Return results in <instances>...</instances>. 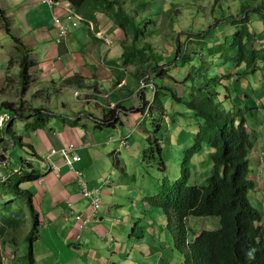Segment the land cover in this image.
<instances>
[{
	"label": "crops",
	"instance_id": "obj_1",
	"mask_svg": "<svg viewBox=\"0 0 264 264\" xmlns=\"http://www.w3.org/2000/svg\"><path fill=\"white\" fill-rule=\"evenodd\" d=\"M120 1L123 2L125 11L134 14L138 24L143 25L145 34L143 39L149 40L152 54L159 60L156 45H153L152 41L159 37L161 24L170 25L174 17H187L192 23L205 25L212 21L213 25L209 26L220 23L222 26L214 28L211 32L217 37L214 39L205 37L210 46L218 40L219 35L222 34V39H226L233 34L235 28L232 22L240 19L242 8L248 5L249 0ZM248 6L250 7L247 11H254L261 6L264 8V0ZM73 8L82 21L76 28L71 26L65 40L58 44V30L53 24V10L46 1L0 0V9L7 12L11 21L12 34L23 41L35 63L29 71L32 83L29 90L24 93L21 76L22 55L17 50L12 36L8 35L0 17V104L3 101L28 102L27 96L33 88H40L52 95L57 94L56 91L59 90L60 95L74 91L77 100L86 102L83 107H78L71 117L66 115L60 117L44 106L48 109L44 110L48 118L44 119L41 127L37 129L28 127V124L34 122L33 116L36 113L33 110L37 107H30V111V108L24 106L25 114L32 116L21 117L27 118V135L23 136L22 140L31 149L28 160L42 175L38 180L21 185L32 194L31 204L24 199L31 214V229L34 225L32 206L39 214V237L33 244L35 264H165L166 262L173 264L172 246L168 243L170 238L163 239L165 223L167 219L168 223H171V217L157 207L151 206L147 199L144 200L143 206H138L133 201L130 209L128 200L132 196L127 191L128 186L123 184L117 174L127 173L121 153L124 147L127 153L131 151L129 138H132L124 132L114 137L117 125H126L133 133L136 127H140L137 126L138 123L143 124L150 120L144 113L140 118H138L140 112L130 113L140 106L137 105L138 103H141V94H138L140 86L137 87L136 79H133L139 67L131 61L127 63V58L123 56L125 37L113 20L101 12L92 13L90 19L80 13L74 4ZM90 9L89 7L85 13ZM57 13L61 14L60 11ZM250 23L262 41H257L258 44H263L264 25L258 13L251 12ZM189 30H194V33H188L184 39L192 40L193 38L189 36L201 35L198 32L199 27ZM153 35L157 36L153 37ZM199 42L201 43L202 40ZM192 44H195V39L192 40ZM178 45L176 42V46L170 48L168 53L176 52ZM189 46L190 44L183 45L182 48L188 49ZM252 76L257 79L256 75ZM263 80H257L263 84L259 88H252L251 91L257 92L258 95L262 93ZM128 84L130 87L126 88ZM131 91L134 93L128 97L127 93ZM145 98L150 100L146 96ZM241 98L245 102L244 104L242 102L243 105L251 103L245 95L241 94ZM127 102L130 106H127ZM117 104L123 107L115 110L112 122L110 124L100 122L99 119L109 115L106 111L108 107L114 108ZM63 106L67 104L63 103ZM6 115H10L11 118L6 120ZM126 116L132 120L129 124L124 120ZM51 117L54 118V123L48 128L46 124ZM247 117L249 130L253 134L255 132L253 128L255 130L260 128L264 132V119H257V122H254L253 114ZM15 119L12 111L0 107V121L3 120L0 122V128L6 134L5 137H0L2 150L0 167L9 164L6 154L8 147L2 146L8 138L11 123L13 124L11 132L18 134L14 125ZM71 120L77 123H71ZM111 141L113 143H110ZM12 144L15 146L16 142L13 141ZM140 147L139 143L138 148ZM52 151H56V154L50 155ZM63 151L69 157L79 155L81 160L70 166L64 161ZM142 158H145V154ZM20 170H23L20 177L30 171H26L25 167ZM48 170L50 171L47 172ZM3 175L14 177L16 174L14 171L12 176ZM113 175L116 177L113 178ZM79 179H82L87 187L102 189L99 220L90 222L86 226H83L77 218L89 209V200L82 194L83 188L79 185ZM147 214L149 218L146 217ZM20 218L22 225L26 224V217L24 218L21 213ZM144 220L149 221V225H141ZM140 226L144 228L143 238L135 236ZM148 236L150 241H147ZM111 254L112 257L108 258ZM177 264H181L180 261Z\"/></svg>",
	"mask_w": 264,
	"mask_h": 264
},
{
	"label": "trees",
	"instance_id": "obj_2",
	"mask_svg": "<svg viewBox=\"0 0 264 264\" xmlns=\"http://www.w3.org/2000/svg\"><path fill=\"white\" fill-rule=\"evenodd\" d=\"M69 1L87 18L92 19V13L101 12L118 25L125 37L123 56L127 58V63L131 61L139 67V70L133 75L137 87L152 78L151 73L156 72L154 77L163 81L171 78L169 73L172 68L178 66L184 68V66L190 65L188 75L183 80L185 83H190L189 94L179 97L170 88L162 85L154 90L150 101L145 98L147 88L140 87L138 94H141L143 107L134 108V110L137 109V111L145 113L147 106L150 108L151 103H154L158 107L159 113L163 115L165 105L161 96L166 95L178 102H183L188 109L193 110L199 117L196 122L198 125L193 146L184 155L181 177L171 181L167 176H164L158 193L147 199L151 206L157 207L171 217L170 222L173 225L169 223V229L173 233L176 250L172 251L181 256L179 258L180 263L264 264V207L255 206L253 199H251V193L257 191L260 183L264 184V177L259 178L252 173V166L257 156L254 153L258 142L252 131L249 130L247 117V115L251 117L252 114L254 116L255 110L260 107V97L257 92L252 90L244 94L251 100L250 104L243 105L245 102L241 98L242 93L239 95L236 93L238 97L233 102L229 87L232 81L235 91L239 92L238 85L240 87V84L235 83L236 81L244 77L247 78L249 75H256L257 78L259 73L264 74V43L258 44V34L253 30L250 23V14L255 12L259 14L260 21L264 25V8L261 6L254 11H247L250 6L245 5L242 8L240 19L232 22L235 28L233 34L220 42H213L210 46L206 42L207 37L205 38L204 32L200 33L201 35L189 36L193 38L192 40L195 39L197 45L202 40L201 45L204 44L205 47L203 46L201 50L205 49L206 51H202L205 53H200L199 48H197L199 51L191 49L192 52L188 53V49L186 53H182L183 44L179 37L177 39L179 47L176 49L174 59L165 63L169 64V67V65H160L158 60L154 58L149 40L143 39L145 36L143 25L138 24L134 14H128L125 11L123 2L120 0ZM89 7L91 9L85 13ZM245 13L246 16L243 17ZM0 17L8 35L12 36L16 42L17 50L22 55V91L26 93L32 83L29 71L35 65L34 60L23 41L12 34L11 21L5 10L0 9ZM211 28L213 30L216 25ZM187 40L190 38L185 40L184 45L186 46ZM195 53L198 56L194 57ZM197 57H199L198 66L193 65ZM211 58H215L213 63ZM178 59L180 63H177ZM225 63H230L233 66L232 71L225 72L222 69L218 74L212 73L213 65L219 67ZM164 66H167L166 69ZM242 66H245L243 72L235 70ZM119 80L122 79L119 78ZM257 80L260 81L258 78ZM127 87L130 85L128 84ZM133 93L131 91L129 96ZM242 102L243 104H241ZM0 107L12 111L15 117L31 115L25 114L24 102L3 101ZM119 107L123 106L117 104L114 108H105L109 115L99 119L100 122L110 124L111 120L114 119L115 110ZM46 109L45 107L35 108L33 110L36 113L33 116L34 122L28 124V127L32 129L41 127L44 119L48 118V114L44 112ZM71 123H77V121L71 120ZM12 129L13 124L11 123L8 132L10 133ZM205 144L210 148L211 174L205 185L190 183L192 162L203 151ZM153 147L148 155L146 150L145 159L156 161L158 158L161 162L159 163L160 170L166 173L167 166L163 160V148L159 141L154 142ZM26 164L31 168L29 172L21 177L16 174L3 184L4 186L10 184L9 187L12 192L18 193L21 191L22 184L33 182L42 177L41 172L34 169L31 163L26 162ZM88 190L92 191V196L101 198L102 193L99 187H88ZM85 198L89 200L90 206L91 199ZM24 199L29 204L32 203V194L28 190H25ZM100 208L101 205L96 212L92 213L90 221L81 224L86 226L90 222L98 221L97 214ZM31 210L34 225H32V229L26 238L29 243V251L24 256L27 264H35L33 244L39 237L40 226L39 214L33 206ZM88 213L89 209L86 213L81 214L82 218L87 220L86 215ZM19 215L20 213H17L15 218H5L2 215L4 224L0 226V237L6 236L8 229L19 230L22 225ZM190 216H216L219 221L218 229L202 231L195 238L189 240L187 238L186 220ZM140 233L135 236L143 238L144 230ZM173 258V262H175V254H173ZM0 264H2L1 259Z\"/></svg>",
	"mask_w": 264,
	"mask_h": 264
},
{
	"label": "rangeland",
	"instance_id": "obj_3",
	"mask_svg": "<svg viewBox=\"0 0 264 264\" xmlns=\"http://www.w3.org/2000/svg\"><path fill=\"white\" fill-rule=\"evenodd\" d=\"M258 2H260V0H249L247 4L255 5ZM209 25H213L212 21H210V23H208L207 25L203 23L196 24L192 23L191 19L187 17H174L170 25L161 24V33L159 34V37L157 38V40L152 41L153 45H156V49L159 56L158 61L160 65H164L166 61H168L169 63L171 59H174L176 52L170 54L168 53L169 49L176 46V42L178 39L176 37L178 36L180 37V40L184 45V42L186 40L184 39V37H186L188 33H194V30H189L191 28L194 29L196 27H199L198 32H204V35H206L205 37L209 36L210 39H214L215 37H217L211 34V27L213 26ZM221 26L222 24L220 23L218 25L216 24V27ZM221 35H219L217 42L224 40L222 39ZM154 36L157 35H153V37ZM229 36H227L226 38H229ZM259 40L260 38H258V41ZM260 42L262 41L260 40ZM186 43L187 45L190 44L188 48V53L192 52L191 49L197 50V48H199L200 53L205 50H201L203 46L205 47L204 44L203 46L201 45V43H199V45H197V43L192 44V40H187ZM188 49L182 48V53H186ZM196 56H198L197 53L194 54V57ZM204 56L206 57V55ZM198 58L199 57L195 59L193 65H199L197 64ZM211 61L213 63V61H215V58H211ZM218 61L217 65L219 64ZM177 63H180L179 59L177 60ZM167 66H164V68L166 69ZM232 67L233 66L230 63H225L223 65H220L219 67L213 65L212 73L218 74L222 69H224L225 72H230L229 70H231ZM188 69H190V65H186L184 66V68L182 66H178L174 69L172 68L171 73H169L171 74V78H167L163 81L158 77H154V75H156V72L151 73L152 78H150L149 80L152 81L153 87L147 88L145 90V96L147 98H150L151 101V96L154 90H157V87H161L162 85L167 88H170V90L175 92L176 95L179 97L182 95L189 94L190 83H185L183 81L188 75ZM244 69L245 66H242L235 70L243 72ZM258 75L259 76L257 78H259L260 81L263 80V74L259 73ZM235 83L240 84V88L238 85L239 92L235 91L232 81L229 84V87L231 89L230 97L231 99H233V102L236 101L235 98L238 97L239 94L242 93V95L244 96L245 92H250L252 88H259L263 84L262 82H258L257 79H254L252 75H249L247 78L244 77L243 79H240ZM39 89L40 88L32 89V92L27 96L28 102H24V106H27L28 108H35L33 106H45L48 107L52 113L58 114L60 117L64 115L71 117L73 116L71 114H74V112L77 111L78 107H83L84 103H86L83 100H77L74 91H68L60 95L59 90L56 91L57 94L52 95L47 91L44 92ZM168 92V94H170V91ZM236 93H238V95H236ZM50 95H52V98L50 97ZM39 96L40 98H38ZM127 96L130 97L128 93ZM161 97L165 105L163 115L159 113L156 104L151 103V107L145 109V115H148L150 117V120L146 121V123L143 124L142 122L138 123L137 126L140 127H136V130L133 133H131L130 129H127L128 127L126 125L119 124L116 127V132L114 133V137L120 136L122 132H124L125 135L132 136V138H129L131 151L127 153V149L126 147H124V151H122L121 153V156L125 160L124 164L127 167V173H117L118 177H120L119 179L123 182V184L128 186L127 191L129 192V195L132 196L128 200V205L130 209L132 207L133 201H135L138 206H143V202L145 199H148L150 196L156 195L161 186V182L164 176H167L171 181H175L181 177V169L184 161V155L186 154L187 150L193 146L194 143V136L196 134L198 125L196 122L199 117L196 116L193 110L188 109L183 102H178L172 97L166 95H162ZM259 97L260 109H257V112L253 116L254 122H257V119H264V91L262 93H259ZM63 103H66L67 106H63ZM126 104L127 106H130V103L128 102ZM137 105H140L139 107H143L141 103H138ZM31 108L29 109L30 111ZM139 112L140 114L138 115V118H140V115L143 116V112L137 111V109L130 111V113L132 114ZM126 117L127 118H124V120L127 124L132 122V120L129 119L128 116ZM53 123L54 118L51 117L50 121H48L46 125L48 128H51V125H53ZM14 125L15 129L18 131V134L16 133L15 135L12 132L8 133V138L4 141L5 144H3L2 146L8 147L6 154L9 158V164L0 167V172L7 176L9 174L12 176L14 171L17 172L23 167H25L26 171L30 170V167L28 166V164H26V161L30 159L31 149L28 147V144L22 140V137L27 135V118L16 117ZM253 130L255 131L254 136L256 137L258 144L254 153L255 155L257 154V156L252 166V173L259 178H263L264 144H262V142H264V132H262L260 128H257L256 130L253 128ZM5 135V131L0 128V137H5ZM13 141L16 142L15 146H13L12 144ZM157 141H159L161 147L163 148V160L167 166L166 173L160 170L161 166L159 163L161 162L158 158L156 161L152 159L146 160L145 158H142L146 150L147 155L150 153V149L153 147V143ZM110 143L113 142L111 141ZM139 143L141 144L140 148H138ZM1 153L2 150L0 148V155ZM209 154L210 148L207 146V144H205L203 151L198 154L192 162L193 168L190 183H197L200 185H205L207 183V179L210 176L212 170V163L209 159ZM122 157L119 156L120 159H122ZM28 162L31 163L29 160ZM49 171L50 170H48L47 172ZM114 177L116 176L113 175V178ZM9 186L10 184H8V186H4L3 184L0 185V226L4 224L2 215L5 218H15L17 212H20L22 215H24V218L26 217V224H23L22 228H20L19 230L8 229V234L6 236L0 237V259L2 264H27V260L24 256L28 253L29 244L26 241L25 237L30 233L31 230V214L29 213V208L27 207V204H25L24 202V187L21 186V191L15 193L11 191V188ZM251 199H253V203L255 206L259 208H261V206L264 207L263 183L259 184V187L255 193H251ZM8 202L10 203L8 205H5ZM97 217L99 218L98 214ZM146 217L149 218V214H147ZM141 225H149V221L144 220ZM171 225H173V223H171ZM143 226H140L137 235L138 233L141 234L140 232L144 230ZM169 226L170 224L168 223L167 219L165 223V233L163 234V239L168 240V238H170V240H168V243L170 246H172V250L176 251L174 246L173 233L170 231ZM186 226L188 235L187 238L189 240H192L193 238H195L196 235H198L202 231L217 230L219 226V221L218 217L216 216H190L186 220ZM146 229H148V226H146ZM130 232L131 231H129V234ZM147 241H150L149 236L147 237ZM166 246L168 247V245ZM166 246H164V248H167ZM173 254H175L176 257L174 260L175 262L173 264L179 263L178 261L181 256H178L176 252H173ZM111 257L112 254L108 256V258Z\"/></svg>",
	"mask_w": 264,
	"mask_h": 264
},
{
	"label": "built area",
	"instance_id": "obj_4",
	"mask_svg": "<svg viewBox=\"0 0 264 264\" xmlns=\"http://www.w3.org/2000/svg\"><path fill=\"white\" fill-rule=\"evenodd\" d=\"M43 1H46V3H48V5L53 10V24L58 30L57 43L60 44L67 37L70 27L73 26L74 28H76L79 25V23H81L82 18L76 13V10L73 8V3H71L68 0H43ZM57 11H60L61 14H58ZM141 87L152 88L153 83L150 80H146L141 85ZM147 108H149V106H147ZM9 118H11L10 115L5 116L6 120ZM3 120H1L0 122H2ZM54 154H56V151H52L50 153V155H54ZM63 155H64L65 163L70 166H73L75 162L81 160V157L79 155H76L74 157H69L64 151H63ZM54 169L57 170V168ZM22 173L23 170H19L15 172V174H19V175H21ZM9 179L10 177H6L0 172V184H4ZM79 185H81L83 188L82 189L83 196L91 199V204L89 206V213L86 215L87 220L83 219L81 214L78 215V220L80 223H87V221H90L92 219L91 218L93 215L92 213L94 211L96 212V210L100 207L101 198L97 196H92V191L88 190V187L85 185L82 179H79Z\"/></svg>",
	"mask_w": 264,
	"mask_h": 264
},
{
	"label": "clouds",
	"instance_id": "obj_5",
	"mask_svg": "<svg viewBox=\"0 0 264 264\" xmlns=\"http://www.w3.org/2000/svg\"><path fill=\"white\" fill-rule=\"evenodd\" d=\"M28 163H29V162H28ZM18 175H19V174H18ZM10 179H11V177H10ZM10 179H9V180H10ZM9 180H8V181H9ZM8 181H7V182H8ZM7 182H5V183H7ZM0 185H1V184H0Z\"/></svg>",
	"mask_w": 264,
	"mask_h": 264
}]
</instances>
